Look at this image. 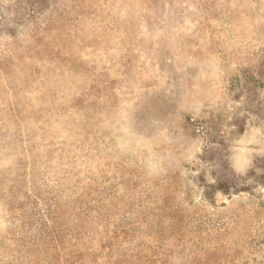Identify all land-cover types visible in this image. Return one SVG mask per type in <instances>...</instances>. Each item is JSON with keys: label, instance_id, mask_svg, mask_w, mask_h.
Masks as SVG:
<instances>
[{"label": "rangeland", "instance_id": "1", "mask_svg": "<svg viewBox=\"0 0 264 264\" xmlns=\"http://www.w3.org/2000/svg\"><path fill=\"white\" fill-rule=\"evenodd\" d=\"M0 264H264V0H0Z\"/></svg>", "mask_w": 264, "mask_h": 264}]
</instances>
